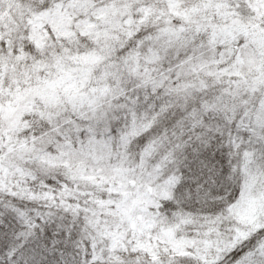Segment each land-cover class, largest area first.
Returning a JSON list of instances; mask_svg holds the SVG:
<instances>
[{
  "label": "snow or ice",
  "instance_id": "1",
  "mask_svg": "<svg viewBox=\"0 0 264 264\" xmlns=\"http://www.w3.org/2000/svg\"><path fill=\"white\" fill-rule=\"evenodd\" d=\"M0 264H264V0H0Z\"/></svg>",
  "mask_w": 264,
  "mask_h": 264
}]
</instances>
